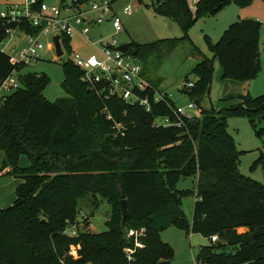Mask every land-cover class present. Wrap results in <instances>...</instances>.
<instances>
[{
	"label": "trees",
	"instance_id": "1",
	"mask_svg": "<svg viewBox=\"0 0 264 264\" xmlns=\"http://www.w3.org/2000/svg\"><path fill=\"white\" fill-rule=\"evenodd\" d=\"M149 1L146 5L155 14L171 19L182 32L180 37L127 43L128 53L142 63L151 98L154 89L165 91L149 69L185 39L194 18L190 0ZM252 2L196 0L195 6L202 17L229 3L243 8ZM259 28V20L245 18L231 23L215 42L206 35L211 57L190 46V55L198 59L192 68L195 79L192 87L184 84L181 91L199 116L184 120L180 127L154 124L157 117L175 119L176 103L167 94L157 102L150 99L149 111L117 96L105 98L90 89L83 71L69 58L61 63L65 96L55 101L42 94L49 81L44 73L22 72L20 87L0 104L1 175L21 178L14 202L0 207V264H125L122 249L131 228H144L135 264H169L173 251L160 232L173 225L209 239L196 257L199 263L264 264V181L240 172L241 151L227 130L228 119L242 116L259 133L264 92L219 110L205 102L215 59L223 78L250 80L258 73ZM25 30L37 32L29 24ZM3 38L0 33V41ZM61 42L70 55V39L62 35ZM13 68L9 55L0 50V83ZM117 125L120 130H114ZM20 155L28 157L27 168L18 166ZM258 164L264 172V158ZM187 176L196 177L191 221L179 207L180 199L191 191L173 186ZM98 199L111 206V215L105 230L89 231L93 212L85 217L82 204L95 210ZM121 199L128 203L124 229ZM78 216L83 227L76 235L66 234L68 226L80 225ZM213 235L216 241L210 240Z\"/></svg>",
	"mask_w": 264,
	"mask_h": 264
},
{
	"label": "rangeland",
	"instance_id": "2",
	"mask_svg": "<svg viewBox=\"0 0 264 264\" xmlns=\"http://www.w3.org/2000/svg\"><path fill=\"white\" fill-rule=\"evenodd\" d=\"M9 1L17 2L19 0ZM61 1L43 0L49 6L59 5ZM195 1H189V8L194 21L187 30L185 39L160 64L156 65L154 69H149L151 78L159 81L158 88L167 92L177 105L186 107L190 100L181 89L187 80L194 81L195 76L192 73V68L198 62L196 55H190V46H196L201 53L211 57V53L206 46V35L210 37L211 41L215 42L231 23L245 18L254 20L258 18L261 19L258 34L260 70L250 80L223 78L222 73L218 72V63L214 60L212 83L209 96L206 97L205 102L212 109L219 110L239 104L246 95L255 97L262 94L264 92V0H253L251 5L244 8L229 3L219 11L202 17L197 16ZM149 2V0H142L141 2H138V0H114L112 9L121 19V30L115 32L112 21L106 17L102 23L93 26L90 33L91 38L106 41H112L114 38L117 45H120L127 44L131 40L138 43H147L161 38L182 36L178 25L169 18L155 14L152 8L146 5ZM127 5L131 6V12L123 14L122 9ZM93 18H95V15H93ZM41 41L43 44L47 43V45L38 53L40 59L24 68L23 71L44 73L49 81L42 94L47 100L55 101L57 98L65 96V92L60 85L63 79L61 63L70 56L65 52L59 57L56 56L55 50L50 48L48 44L51 42V35L41 36ZM70 44V55L77 53L84 57L91 54L99 56L97 49L82 38L74 36L70 40ZM4 50L8 54H13L15 51V49H10V46H4ZM249 82H251V85L257 82L259 88L256 86L249 88ZM185 109L191 115L199 116L196 108L188 109L186 107ZM120 129L121 126L118 125L114 130ZM257 129H260L259 133H256L248 119L242 116L232 117L227 122V130L233 136L238 150L241 151L239 156L240 172L251 179L264 181V172L258 164L259 160L264 158V119L257 122ZM1 159L0 152V161ZM29 164L26 155L19 156L18 166L20 168H27ZM2 173L4 172L0 171V174ZM20 182L21 178L0 175V207H8L14 202L16 187ZM195 185V176L180 177L173 184L176 190L191 191L179 201V207L189 221L192 219L193 204L196 199ZM97 202L99 206L95 210L90 204H82V212L85 217L93 212L87 229L89 231L99 232L105 230V222L111 215L112 208L106 201L98 199ZM77 220L80 224L78 228L81 229L83 227L82 218L78 216ZM242 230H245V228H238V231ZM160 238L173 251L169 264H203L197 262L196 257L201 247L209 243L208 238L198 233H184L174 225L162 230Z\"/></svg>",
	"mask_w": 264,
	"mask_h": 264
},
{
	"label": "built area",
	"instance_id": "3",
	"mask_svg": "<svg viewBox=\"0 0 264 264\" xmlns=\"http://www.w3.org/2000/svg\"><path fill=\"white\" fill-rule=\"evenodd\" d=\"M113 2L114 0H89L79 3V0H62L59 5L49 6L44 2L38 3L37 0H0V33L4 35L0 41V50L5 52L4 46L15 49L13 54L7 53L14 68L0 83V104L20 87L19 75L24 71L18 67L26 68L40 59L38 53L47 45L42 43L41 36L51 35V42L48 44L55 50L52 38L57 34L60 35L63 53L65 50L61 42L62 35L70 40L74 36H80L97 49L99 56L91 54L84 57L77 53L69 55L73 64L83 71V80L88 82L90 89L96 94L104 95L105 98L117 96L124 103L139 105L146 111L150 110V99L154 102L163 100L164 94L171 98L167 92L157 89H154L150 98L146 90L151 85L142 74V63L128 53V50H118L116 39L106 41L91 38L93 26L102 23L106 17L112 21L115 32L121 30V19L113 12ZM131 9V6L127 5L123 7L122 12L128 14ZM26 24L37 32L26 31ZM185 86L192 87L193 82H187ZM186 107H194L193 102L189 101ZM186 107L175 104L174 120L169 117H157L154 124L164 127L182 126L184 120L193 117L186 111ZM77 228L78 224L74 223L66 228L65 233L76 235ZM143 235L144 228H131L126 231L128 244L122 249L125 264H135L136 253L143 247ZM210 240L216 241L217 237L213 235Z\"/></svg>",
	"mask_w": 264,
	"mask_h": 264
},
{
	"label": "water",
	"instance_id": "4",
	"mask_svg": "<svg viewBox=\"0 0 264 264\" xmlns=\"http://www.w3.org/2000/svg\"><path fill=\"white\" fill-rule=\"evenodd\" d=\"M53 44H54V48H55V53L56 56L59 57L61 55H63V50L61 47V43H60V35H54L52 38ZM118 50L122 51V52H126L127 51V44H120L117 47ZM120 209H121V220H120V227L122 229L125 228V222H126V217H127V209H128V203L126 199H121L120 200Z\"/></svg>",
	"mask_w": 264,
	"mask_h": 264
},
{
	"label": "crops",
	"instance_id": "5",
	"mask_svg": "<svg viewBox=\"0 0 264 264\" xmlns=\"http://www.w3.org/2000/svg\"><path fill=\"white\" fill-rule=\"evenodd\" d=\"M7 1H9V0H7ZM244 8V7H243ZM264 10V9H263ZM257 20H261V19H258L257 18ZM76 37H79V38H81L80 36H76ZM83 39V38H82ZM69 45H70V47H71V44H70V42H69ZM216 61H217V63H218V72L220 73H222V69H221V66H220V64H219V62H218V60L217 59H215ZM251 86H256L257 88H259L258 86H257V82H255L254 84H252L251 85V82H249V88H251ZM175 102V101H174ZM1 175V174H0Z\"/></svg>",
	"mask_w": 264,
	"mask_h": 264
}]
</instances>
